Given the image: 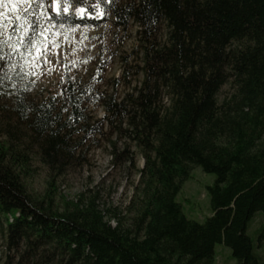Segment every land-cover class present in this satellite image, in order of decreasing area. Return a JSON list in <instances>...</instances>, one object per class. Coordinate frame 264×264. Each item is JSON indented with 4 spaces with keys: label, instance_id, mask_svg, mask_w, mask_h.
<instances>
[{
    "label": "trees",
    "instance_id": "16d2710c",
    "mask_svg": "<svg viewBox=\"0 0 264 264\" xmlns=\"http://www.w3.org/2000/svg\"><path fill=\"white\" fill-rule=\"evenodd\" d=\"M72 6L112 13L122 26L133 22L146 42L137 95L121 103L98 100L104 123L126 124L144 148L145 166L128 207L137 208L136 228H126L117 215L106 220L95 199L59 212L53 199L46 205L29 194L23 178L29 157L21 149L35 147L60 175L79 164V138L96 127L84 111L89 95L72 83L49 100H33L24 56L12 53L6 59L16 67H5L9 79L0 92V135L8 138L0 142V217L9 243L27 244L28 252L54 249L67 264H215L216 246L224 244L237 264H264L249 233L256 215L264 216V0H83ZM52 17L65 25L94 22ZM163 25L167 43L161 46ZM227 85L233 91L222 97ZM194 167L216 176L208 187L212 216L204 223L189 219L177 201Z\"/></svg>",
    "mask_w": 264,
    "mask_h": 264
},
{
    "label": "rangeland",
    "instance_id": "374dc122",
    "mask_svg": "<svg viewBox=\"0 0 264 264\" xmlns=\"http://www.w3.org/2000/svg\"><path fill=\"white\" fill-rule=\"evenodd\" d=\"M26 7H29L26 0H3L0 12L5 15L0 17V24L5 26L6 31H10L17 23L16 15L28 16L29 19L32 16L36 19L38 16L42 28L50 29L44 33L49 38V46L52 42L58 45L49 51L48 63L41 67H31V58L24 55L30 97L35 101L49 100L58 96L62 87L72 83L84 91L85 95H89L84 111L89 125L96 127L90 133H82V138H79L82 141V148L78 153L79 164L60 175L53 173L43 163L35 147L28 144L21 149L29 157L23 173L27 190L34 199L44 201L46 205L53 199V209L59 212H64L81 201L87 205L95 199L99 210L106 215V220L117 215L126 228L135 230L137 208L128 211V207L135 198L140 184V171L145 166L144 148L134 140L126 124L104 123V107L98 100L112 98L121 103L129 96L137 95L144 81L142 70L146 42L142 40L139 28L133 22L122 26L109 12L88 14L84 9L81 14L78 8L72 6L66 14L69 19L86 18L94 22L86 26L65 25L52 17V13L56 14L52 0H43V7L39 8L36 4H31V8H37L36 13H32L31 8L28 13H24L22 9ZM24 22L23 19L19 21L21 24ZM22 34L17 32L11 43L19 46L18 39ZM43 40L44 37H37L38 42ZM156 42L161 46L167 43L166 25L162 26ZM32 72L36 75H31ZM232 91L231 86L227 85L222 90V97ZM159 105H169L166 91L162 92ZM121 130L128 132L121 133ZM6 139L8 138L2 133L0 142ZM126 153L133 160L126 161ZM215 180V175L204 172L201 167L193 168L191 177L183 183L177 197L189 219L204 223L212 216L208 187ZM137 202L136 200L135 204L138 205ZM110 223L115 227L118 222L111 219ZM249 233L258 245L257 252L263 261L264 237L259 238L264 235L263 215H256ZM27 250V244L17 247L9 243L5 220L0 217V264H67V260L62 259L54 249L39 247L35 252ZM216 252L215 264H237L231 250L224 244H218Z\"/></svg>",
    "mask_w": 264,
    "mask_h": 264
},
{
    "label": "snow or ice",
    "instance_id": "6c2138e0",
    "mask_svg": "<svg viewBox=\"0 0 264 264\" xmlns=\"http://www.w3.org/2000/svg\"><path fill=\"white\" fill-rule=\"evenodd\" d=\"M2 2L3 0H0V3ZM26 2L29 4V7L22 9L24 13L29 12L31 4H36L37 8L43 7V0H26ZM74 2L83 3V0H52V4L54 5L53 10L56 12L57 16H60L61 14H68L69 9ZM109 2H112V0H109ZM37 8H31V12L36 13ZM78 11L79 13L83 14L84 7L78 8ZM4 15L5 14L3 12H0V17H4ZM22 19L25 21L23 24L19 23V21H21ZM48 19L51 20L52 18L48 17ZM15 21L17 23L10 31H6L5 26L3 24H0V92H2L3 90L5 80L9 79L7 72L5 71V67L9 65L11 68L16 67V65L11 64L10 59H6V57L10 58L12 53L21 56L27 55L31 58L29 61L30 66L33 68H37L43 66V64L48 63L47 55L49 51L52 48L58 47L55 42H52L49 46V38L44 36V33L50 31V29L42 28L38 16L36 19H29L28 16L16 15ZM17 32L23 33L19 36L18 39L19 46L17 45V43H11ZM38 36L44 37V40L38 42ZM5 46H9L11 48L10 53L5 54L3 52ZM20 46L23 47V53H21ZM24 75H28V73H24ZM31 75L35 76L36 73L32 72ZM11 87L15 88L16 85L12 84Z\"/></svg>",
    "mask_w": 264,
    "mask_h": 264
}]
</instances>
